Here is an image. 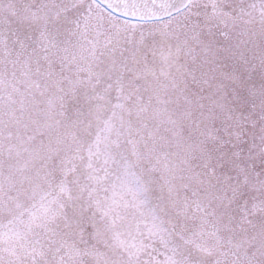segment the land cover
<instances>
[{
	"label": "snow or ice",
	"instance_id": "obj_1",
	"mask_svg": "<svg viewBox=\"0 0 264 264\" xmlns=\"http://www.w3.org/2000/svg\"><path fill=\"white\" fill-rule=\"evenodd\" d=\"M0 264H264V0H0Z\"/></svg>",
	"mask_w": 264,
	"mask_h": 264
}]
</instances>
